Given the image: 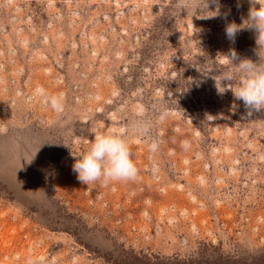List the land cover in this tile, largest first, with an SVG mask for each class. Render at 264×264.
Here are the masks:
<instances>
[{
    "label": "rangeland",
    "instance_id": "374dc122",
    "mask_svg": "<svg viewBox=\"0 0 264 264\" xmlns=\"http://www.w3.org/2000/svg\"><path fill=\"white\" fill-rule=\"evenodd\" d=\"M218 4L0 0V264H264V110L214 80L264 46L249 0ZM121 131L137 179L82 184L78 157Z\"/></svg>",
    "mask_w": 264,
    "mask_h": 264
},
{
    "label": "clouds",
    "instance_id": "9594fccd",
    "mask_svg": "<svg viewBox=\"0 0 264 264\" xmlns=\"http://www.w3.org/2000/svg\"><path fill=\"white\" fill-rule=\"evenodd\" d=\"M181 2L184 3L185 0ZM208 2L209 0H203L206 6L205 11H207ZM211 2L217 4L214 15L216 16L219 14L218 0H211ZM249 2L251 7L247 27L255 30L257 44L261 47L264 46L261 43L264 42V0H249ZM240 30L241 26L235 23L228 24L225 29L227 38L234 42ZM224 56L228 67L223 72H217L219 80L213 78L218 94L223 95L231 90L235 100L243 102L248 114L264 110V64L247 58L241 59L234 49ZM36 98H40L46 107H50L56 113L64 111L63 92L50 94L44 87L38 86L33 94V99ZM143 113L144 110L140 108L137 112L139 118L131 125V131L135 134L144 135L148 131L147 123L143 120ZM149 149L155 152L158 144L153 141ZM72 170L77 174V179L88 186L96 182L108 185L112 182L132 181L139 175V169L133 160V153L124 131L95 135L94 142H91L86 153L78 157Z\"/></svg>",
    "mask_w": 264,
    "mask_h": 264
}]
</instances>
